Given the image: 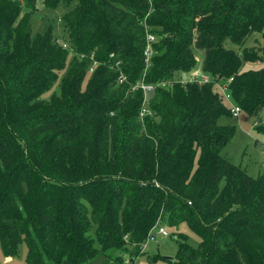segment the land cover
<instances>
[{
  "label": "trees",
  "instance_id": "16d2710c",
  "mask_svg": "<svg viewBox=\"0 0 264 264\" xmlns=\"http://www.w3.org/2000/svg\"><path fill=\"white\" fill-rule=\"evenodd\" d=\"M42 1L64 9L62 41L57 17L33 31L36 0H0L3 256L25 243L26 264L123 263L163 220L199 237L196 249L178 242L172 264H264V169L253 179L221 156L235 128L220 123L231 115L214 85L179 82L199 52L201 71L231 80L233 102L257 117L264 67L244 66L264 62V0ZM254 33L259 50L225 46ZM140 81L169 83L148 94L142 117Z\"/></svg>",
  "mask_w": 264,
  "mask_h": 264
},
{
  "label": "rangeland",
  "instance_id": "374dc122",
  "mask_svg": "<svg viewBox=\"0 0 264 264\" xmlns=\"http://www.w3.org/2000/svg\"><path fill=\"white\" fill-rule=\"evenodd\" d=\"M36 3L38 12L33 20V31L36 32L40 28L42 18L57 17L56 37L61 41L66 38V34L61 26V20H59L64 12L62 6L52 13L43 7L42 0H36ZM225 46L235 53L243 52L246 48L259 50L263 46V40L260 34L254 33L241 46L231 42H226ZM66 54V63L68 64L74 53L69 50ZM195 54L197 62L193 71H201L203 55L199 52ZM263 67L264 62H256L246 64L244 69L259 70ZM214 90H217V87L215 88L214 86ZM54 92H58L57 84L43 98H49V95ZM220 123L224 125L230 124L235 128L233 137L222 148L221 156L231 164L244 169L249 177L256 179L264 169V135L259 131V128L264 126V109L254 118L247 117L241 111L238 118H225ZM160 226L164 227L167 236H158L154 241L146 243L142 251L135 258H133V254H126L122 259L124 260L123 263H114L98 255L88 264H172L178 242L185 241L193 249L198 247L199 237L185 223H181L176 227H168V224L161 220ZM26 252L25 243L19 246L18 255L14 258H5L0 250V264H26Z\"/></svg>",
  "mask_w": 264,
  "mask_h": 264
},
{
  "label": "built area",
  "instance_id": "2783aa9c",
  "mask_svg": "<svg viewBox=\"0 0 264 264\" xmlns=\"http://www.w3.org/2000/svg\"><path fill=\"white\" fill-rule=\"evenodd\" d=\"M146 48L144 50V73L147 71V69L150 68L151 66V56L154 55L153 50L151 48V43L155 41V38L152 34L147 33L146 34ZM97 65V63H92V67L89 69L90 72L93 71L94 66ZM116 66H118V64H116ZM116 71L118 72L117 76H116V82L117 84H123L124 82H126V76L124 75V73L122 72L121 69L116 68ZM231 81V80H229ZM228 81V82H229ZM179 82L181 84H185L187 82H192V83H196L198 85H203V84H213L215 86V88L217 87V90H215L217 93H219V95L222 98L223 103L227 106L229 113L231 115V117L233 118H238L241 112V109L239 108V106H237L235 103H233V100L231 98V94L229 93L228 90V82L227 83H222V82H212L211 78L205 74L202 71H193L190 72L189 75H183L182 78L179 80ZM169 86V83H157V84H144L143 81H140L134 88H140L143 91V106L140 112V116H144L148 113L147 109L145 108V105L148 101V94L150 92H152L156 87L158 86ZM158 236L161 237H166L167 234L165 232L164 227H161L159 225H156L154 228H152L148 235L147 238L145 240V243L142 247V249L144 248L145 244L148 243L149 241H154Z\"/></svg>",
  "mask_w": 264,
  "mask_h": 264
},
{
  "label": "water",
  "instance_id": "95a60500",
  "mask_svg": "<svg viewBox=\"0 0 264 264\" xmlns=\"http://www.w3.org/2000/svg\"><path fill=\"white\" fill-rule=\"evenodd\" d=\"M171 260V259H170Z\"/></svg>",
  "mask_w": 264,
  "mask_h": 264
}]
</instances>
